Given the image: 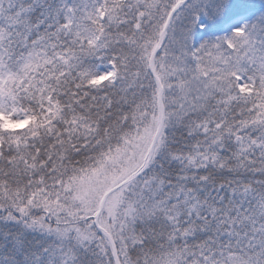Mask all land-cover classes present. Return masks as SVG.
<instances>
[{"label": "snow or ice", "instance_id": "1", "mask_svg": "<svg viewBox=\"0 0 264 264\" xmlns=\"http://www.w3.org/2000/svg\"><path fill=\"white\" fill-rule=\"evenodd\" d=\"M0 264H264V0H0Z\"/></svg>", "mask_w": 264, "mask_h": 264}]
</instances>
